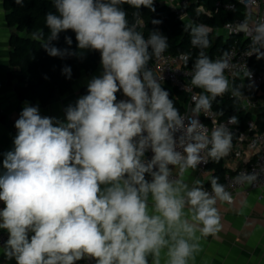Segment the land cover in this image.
<instances>
[{"label":"clouds","instance_id":"1","mask_svg":"<svg viewBox=\"0 0 264 264\" xmlns=\"http://www.w3.org/2000/svg\"><path fill=\"white\" fill-rule=\"evenodd\" d=\"M15 3L23 6L25 0ZM119 4L155 11L154 0H54L58 14L45 17L49 40L71 30L79 49L100 53L104 71L68 107L65 121L42 117L27 105L15 121L14 148L4 153L0 173V229L8 234L3 253L16 264H76L85 258L95 264H149L150 255L152 264H161L162 252L164 264H189L202 250L201 238L222 231L217 202H233L224 185L213 177L211 194L199 180L189 189L183 180L170 179L169 166L183 176L197 167L209 145L208 156L219 161L230 152L232 133L220 124L209 138L197 119L185 126L169 92L146 70L149 47L159 57L167 38L153 32L145 40L128 26ZM241 29L252 34L247 25ZM210 31L192 27L191 43L208 47ZM254 32L253 43L264 47V23ZM32 38L43 39V32ZM65 40L72 44L71 37ZM44 47L51 56L75 54ZM194 67L191 84L208 95L193 97V112L208 113L211 101L228 91L227 63L201 53ZM64 72L70 77L69 68ZM118 92L127 99L118 101ZM256 179L236 177L249 185Z\"/></svg>","mask_w":264,"mask_h":264},{"label":"built area","instance_id":"2","mask_svg":"<svg viewBox=\"0 0 264 264\" xmlns=\"http://www.w3.org/2000/svg\"><path fill=\"white\" fill-rule=\"evenodd\" d=\"M170 2L175 5L173 9L175 18L185 21L189 17V1L170 0ZM238 4L243 8L245 15L254 14L255 21L246 23L244 18H238L224 24L222 29L232 39L231 45L224 52L214 55L210 60H224L227 63L224 75L228 79L229 87L222 96H217L211 101V109L208 113L202 111L196 114L193 112L196 103L193 97L208 94L204 93L203 89L191 84L195 63H190L187 53L173 54L166 48L159 57L152 54L146 65V70L152 71L162 88L174 92L172 94L174 100L182 106L179 113L184 118L185 126L191 119H197L204 125L209 138L213 128L220 124H223L232 133L230 152L220 159L225 173L222 180L218 182L224 185L226 191L232 195L233 202L231 204L241 193L264 191V57L258 59L257 52L253 51L255 48L259 49V52H264V47L254 44L252 39L255 35V27L264 23V0L217 2L216 8L217 10L233 11L237 9ZM139 24L142 25V22ZM241 25H247L248 29L252 30V34L243 31ZM149 51L152 52L151 47H149ZM184 56H187L188 59L184 60ZM246 73L250 75H246ZM234 92H238L239 95H234ZM117 99L119 101L127 98L122 92H118ZM221 100L236 102L234 108L244 111L248 115L243 127L238 122L236 124L229 123V119L233 115L228 113L230 107L222 103ZM217 104L221 107L219 108ZM224 107L225 110H223ZM182 134L183 130L178 132L177 136ZM210 147L211 145L200 153L202 159L195 169L201 174L205 173L214 161L208 156ZM177 150L183 151L180 147ZM151 155L150 151L146 152L145 159H149ZM241 174H255L257 179L250 185L247 182H238L236 177ZM146 178L151 180V176H146ZM170 179L176 180L172 174ZM203 188L210 194L212 193L211 185L203 186ZM2 207L3 203L0 202V208ZM7 239V231H0V248L5 247ZM81 263L95 264V261L85 258L76 262V264Z\"/></svg>","mask_w":264,"mask_h":264},{"label":"trees","instance_id":"3","mask_svg":"<svg viewBox=\"0 0 264 264\" xmlns=\"http://www.w3.org/2000/svg\"><path fill=\"white\" fill-rule=\"evenodd\" d=\"M189 15L197 24L205 25L211 29H221L224 24L238 18H244L243 8L238 4L233 11L217 10V2H233L235 0H188ZM107 2V0H105ZM155 11L141 6L139 9L129 4H119L117 7L126 12V19L130 28L148 38L153 32H158L167 38V51L173 54L187 53L190 63H196L201 53L211 59L214 55L224 52L230 45L232 39L228 37L223 40L208 34L209 45L206 48L194 46L192 41L190 25L184 20H177L174 12L167 5L160 4V0H154ZM5 8L8 11L7 22L10 27H15L17 33L11 40L10 66L11 77L20 84L19 95L21 98L29 99L34 106H45L55 97L56 93L67 92L72 81L81 77L82 74H93L101 62L100 53L91 49H79L75 39V33L67 30L59 33L58 39L49 40L50 29L45 24V17L49 12L56 13L54 0H25L23 6L17 5L15 0H5ZM202 8V10H201ZM159 21V23H153ZM142 22V25L139 24ZM43 32V39L35 40L33 33ZM65 37H71L72 44L69 45ZM55 47L61 51L67 49L74 52L69 56H51L44 45ZM150 57L152 52L149 51ZM151 59V58H150ZM65 68L71 70V75L64 72ZM88 87L82 91L83 96L87 94ZM169 92V98L179 110L182 106L174 100ZM230 107L229 114L237 118L238 124L243 127L248 115L244 111H238L236 102L221 100ZM220 108L221 105L217 104ZM225 110V107L224 109ZM227 115V114H225ZM2 117L0 113V118ZM213 169V177L222 180L225 168L222 162L214 160L209 166ZM208 167V168H209ZM211 185V181L209 182Z\"/></svg>","mask_w":264,"mask_h":264},{"label":"crops","instance_id":"4","mask_svg":"<svg viewBox=\"0 0 264 264\" xmlns=\"http://www.w3.org/2000/svg\"><path fill=\"white\" fill-rule=\"evenodd\" d=\"M7 15L5 0H0V113L2 115L0 118V173L4 171L2 168L4 153L14 148V138L17 133L15 121L20 117L25 105L34 106L31 100L20 97L18 93L20 84L11 77V40L17 30L9 26ZM189 24L201 25L195 21ZM219 30L221 32L217 34L215 31ZM211 31L215 33V37L228 39L222 28L211 29ZM101 73L102 69L99 65L93 74L84 73L80 78L72 81L67 92L56 93L49 104L34 107L38 108L42 117L65 121L68 107L76 105L78 99L83 96V89L88 87L94 77H100ZM169 167L176 180H183L189 189L197 186L195 184L197 180L201 181L202 186H206L213 178V169L210 167L203 174L197 169L190 168L183 176L179 175L177 167ZM148 203L151 211L153 207L151 195H149ZM216 207L222 217V231L216 238L211 236L201 238L199 243L202 250L194 254L195 259L189 260V264H264V191L241 193L233 204L218 201ZM2 230L4 229H0ZM197 235H199L198 232ZM3 248H0V264H16L14 258L6 259ZM165 259L162 252L161 264H164ZM152 260L153 257L150 255L149 264H152Z\"/></svg>","mask_w":264,"mask_h":264},{"label":"rangeland","instance_id":"5","mask_svg":"<svg viewBox=\"0 0 264 264\" xmlns=\"http://www.w3.org/2000/svg\"><path fill=\"white\" fill-rule=\"evenodd\" d=\"M160 4H163V5H167V6H169V8L170 9H174V7H175V5H174V3L173 2H170V0H160ZM201 10H202V8H201ZM185 21L187 22V23H189V22H191V21H193V19L191 18V16L189 15V17L188 18H186L185 19ZM255 21V15L254 14H251V13H248L247 15H246V17H245V22L246 23H251V22H254ZM217 34H219L221 31L219 30V31H215ZM210 34H211V36H212V38H213V40H214V38H215V33L214 32H212V31H210ZM99 65H100V68L102 69V73H101V75L100 76H102L103 75V67H102V63L100 62L99 63Z\"/></svg>","mask_w":264,"mask_h":264}]
</instances>
